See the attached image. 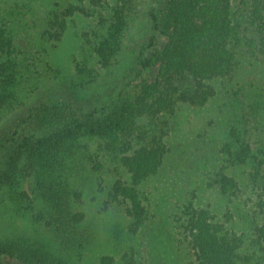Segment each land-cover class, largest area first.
<instances>
[{
    "label": "trees",
    "instance_id": "1",
    "mask_svg": "<svg viewBox=\"0 0 264 264\" xmlns=\"http://www.w3.org/2000/svg\"><path fill=\"white\" fill-rule=\"evenodd\" d=\"M75 16L91 18L82 42L94 63L77 64L70 86L35 42L0 25V214L6 222L44 220L60 248L85 228L80 172L139 225L144 186L169 152L179 107L206 105L213 83L247 61L258 63L264 100V0L236 7L233 0H55L38 41L61 42ZM139 25L149 32L137 52ZM233 137L229 168L215 178L223 216L194 206L182 212L196 264H264V147ZM17 232L0 230V264L71 263L43 237ZM100 264L115 260L102 256Z\"/></svg>",
    "mask_w": 264,
    "mask_h": 264
},
{
    "label": "rangeland",
    "instance_id": "2",
    "mask_svg": "<svg viewBox=\"0 0 264 264\" xmlns=\"http://www.w3.org/2000/svg\"><path fill=\"white\" fill-rule=\"evenodd\" d=\"M54 2L0 0V25L19 32L17 39L21 42L24 36L35 42L40 48L39 56L67 77L62 79L70 86L68 79L77 74V64L87 62L93 67L82 42L92 23L91 18L75 16L61 42L38 41L42 20ZM237 3L238 0H233L235 7ZM140 26L134 33L137 52L146 44L149 32ZM249 64L254 65L252 72L246 71L251 68ZM249 64L245 62L244 71L236 70L231 76L215 81L216 95L206 105L179 107L167 144L169 152L144 186L147 214L139 225L126 215L119 202H108L103 186L91 185L92 175L86 171L80 172L85 186L82 197L85 228L72 245L60 248L44 220L30 223L15 218L6 222L0 214V230L43 237L70 264H100V258L106 255L112 256L115 264H196L185 240L186 217L182 212L194 206L222 217L226 202L216 191L215 178L221 166L229 168L225 162L230 156L225 151L227 143L240 134L253 149L264 147V100L258 97L260 92L256 89L261 72L257 62ZM24 187L38 202L32 181L28 180ZM233 220L239 225L244 222L236 213Z\"/></svg>",
    "mask_w": 264,
    "mask_h": 264
}]
</instances>
